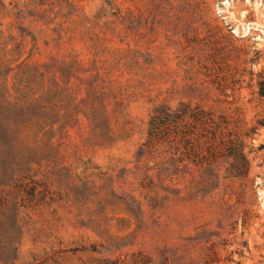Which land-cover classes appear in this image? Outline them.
<instances>
[{
  "label": "rangeland",
  "instance_id": "374dc122",
  "mask_svg": "<svg viewBox=\"0 0 264 264\" xmlns=\"http://www.w3.org/2000/svg\"><path fill=\"white\" fill-rule=\"evenodd\" d=\"M263 71L264 0H0V264H264ZM182 103L242 175L144 146Z\"/></svg>",
  "mask_w": 264,
  "mask_h": 264
},
{
  "label": "trees",
  "instance_id": "16d2710c",
  "mask_svg": "<svg viewBox=\"0 0 264 264\" xmlns=\"http://www.w3.org/2000/svg\"><path fill=\"white\" fill-rule=\"evenodd\" d=\"M258 92L264 98V71L259 74ZM230 124L226 115L217 116L214 111L200 105L182 103L174 109L163 104L151 118L148 140L144 146L153 148L160 144H173L177 151L183 148L182 153L190 159L192 156L199 159V155H202L198 161L200 165H211L221 158H234L236 162L231 167L242 175L246 159L238 142L231 138ZM258 129V126L251 129L248 136L256 134ZM238 160L242 161V167L236 164ZM145 256L139 253V257L146 258L144 264H150L151 261Z\"/></svg>",
  "mask_w": 264,
  "mask_h": 264
}]
</instances>
